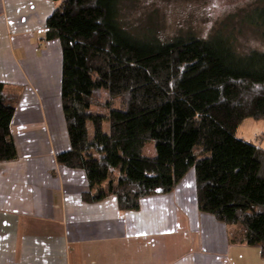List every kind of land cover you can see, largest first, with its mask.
Listing matches in <instances>:
<instances>
[{
	"label": "trees",
	"instance_id": "obj_1",
	"mask_svg": "<svg viewBox=\"0 0 264 264\" xmlns=\"http://www.w3.org/2000/svg\"><path fill=\"white\" fill-rule=\"evenodd\" d=\"M52 1L45 39L61 47L70 147L56 161L84 173L82 199L114 197L120 212H134L192 170L198 211L232 228L230 244L264 258V149L235 136L243 120L264 119V51L239 53L220 32L168 42L135 34L124 20L129 0ZM243 22L264 41V0ZM18 99L0 84V164L17 159ZM149 143L152 157L143 155Z\"/></svg>",
	"mask_w": 264,
	"mask_h": 264
},
{
	"label": "crops",
	"instance_id": "obj_2",
	"mask_svg": "<svg viewBox=\"0 0 264 264\" xmlns=\"http://www.w3.org/2000/svg\"><path fill=\"white\" fill-rule=\"evenodd\" d=\"M52 0H0V84L17 93V159L0 164V264H264L228 242L231 227L197 209L191 170L175 189L120 212L86 203V178L57 164L69 151L61 108L62 53L46 40Z\"/></svg>",
	"mask_w": 264,
	"mask_h": 264
},
{
	"label": "rangeland",
	"instance_id": "obj_3",
	"mask_svg": "<svg viewBox=\"0 0 264 264\" xmlns=\"http://www.w3.org/2000/svg\"><path fill=\"white\" fill-rule=\"evenodd\" d=\"M262 0H129L124 8V20L135 34L151 33L168 42L179 36L208 39L220 32L234 43L242 54L264 51L259 32L243 22L244 15ZM89 136L92 127L88 124ZM105 133L107 123L103 124ZM236 138L264 149V119L251 118L241 122ZM144 156H154L149 143Z\"/></svg>",
	"mask_w": 264,
	"mask_h": 264
}]
</instances>
